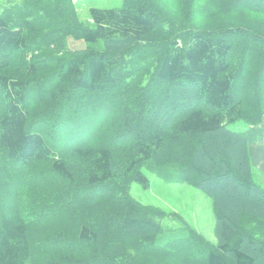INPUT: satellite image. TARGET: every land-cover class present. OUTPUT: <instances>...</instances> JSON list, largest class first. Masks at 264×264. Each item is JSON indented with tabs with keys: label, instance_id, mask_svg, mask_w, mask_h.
I'll list each match as a JSON object with an SVG mask.
<instances>
[{
	"label": "trees",
	"instance_id": "trees-1",
	"mask_svg": "<svg viewBox=\"0 0 264 264\" xmlns=\"http://www.w3.org/2000/svg\"><path fill=\"white\" fill-rule=\"evenodd\" d=\"M177 1L176 17L123 0L89 23L72 0L6 3L0 264H264V189L227 128L264 118V31L191 20L264 15V0ZM143 169L211 199L215 245L190 228L157 244L164 212L129 194Z\"/></svg>",
	"mask_w": 264,
	"mask_h": 264
},
{
	"label": "rangeland",
	"instance_id": "rangeland-1",
	"mask_svg": "<svg viewBox=\"0 0 264 264\" xmlns=\"http://www.w3.org/2000/svg\"><path fill=\"white\" fill-rule=\"evenodd\" d=\"M72 1L78 19L88 23L90 22L89 9H113L123 5V0ZM154 1L158 6L165 7L174 17L180 11L177 0ZM8 2L17 3L19 0H0V12ZM206 17L207 19L197 16L191 20L196 28L203 30L217 29L218 27L230 24H251L264 31V15L246 13L220 17L219 15L212 14L210 17ZM66 41L68 49L72 51L83 50L86 47L85 42L82 40L67 38ZM132 66L135 67V64H132ZM159 86L160 83H156V87L159 88ZM227 128L246 138L253 180L264 189V118L258 125L252 126L242 122H235L228 125ZM167 156V151L163 152L158 158L157 164L165 162ZM142 171L149 181L148 188H143L137 183H132L129 194L133 200L141 205L153 206L164 212V216L160 219L162 233L157 238V244L162 245L170 239L185 236L187 228H190L201 234L208 243L215 245L217 241L214 233L215 222L211 199L199 189L188 184L166 182L156 175L144 171V169ZM170 174L172 175V173Z\"/></svg>",
	"mask_w": 264,
	"mask_h": 264
}]
</instances>
